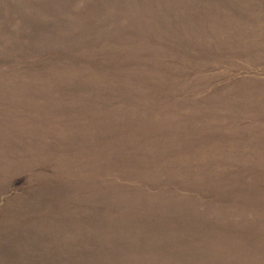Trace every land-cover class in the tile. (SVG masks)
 <instances>
[{
    "label": "rangeland",
    "instance_id": "1",
    "mask_svg": "<svg viewBox=\"0 0 264 264\" xmlns=\"http://www.w3.org/2000/svg\"><path fill=\"white\" fill-rule=\"evenodd\" d=\"M0 264H264V0H0Z\"/></svg>",
    "mask_w": 264,
    "mask_h": 264
}]
</instances>
